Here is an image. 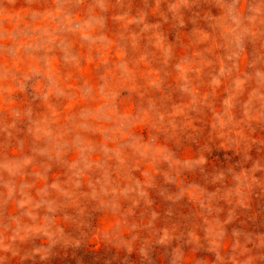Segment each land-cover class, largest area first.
<instances>
[{"label": "rangeland", "instance_id": "1", "mask_svg": "<svg viewBox=\"0 0 264 264\" xmlns=\"http://www.w3.org/2000/svg\"><path fill=\"white\" fill-rule=\"evenodd\" d=\"M0 264H264V0H0Z\"/></svg>", "mask_w": 264, "mask_h": 264}]
</instances>
